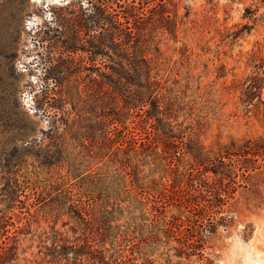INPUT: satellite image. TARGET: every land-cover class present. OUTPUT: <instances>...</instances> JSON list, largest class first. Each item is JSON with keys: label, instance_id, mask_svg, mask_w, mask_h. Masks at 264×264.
<instances>
[{"label": "rangeland", "instance_id": "obj_1", "mask_svg": "<svg viewBox=\"0 0 264 264\" xmlns=\"http://www.w3.org/2000/svg\"><path fill=\"white\" fill-rule=\"evenodd\" d=\"M109 1L113 7V0ZM9 2L0 1V24L10 25V31L0 29L5 43L0 55L4 87L13 89L12 105L27 112L35 126L32 137L41 140L44 148L54 139L52 110L39 100L37 89L49 61L64 52L61 25L87 3L16 0L19 10L12 21ZM135 2L146 16H153L152 21H146L140 41L165 80L163 92L173 103L177 121H184L206 150L231 140L264 142V0H163L156 8L151 0ZM162 13L169 15L167 20H156ZM71 83L84 84L75 75L66 77L63 85ZM85 110L79 125L82 130L93 127L91 134L76 137L65 133L69 153L63 154V159L58 153L46 158L44 151L40 157L26 155L21 165L7 168L0 134V225L7 220L0 235V253L12 258L3 264H71V255L65 251L72 244L81 245L84 235L68 209L66 193L56 186L62 184L69 165L79 163L81 173L69 175L68 180L76 184L74 188L83 184L91 189V213L102 226L94 244L102 249L105 261L122 253L124 260L135 258L137 263L148 258L153 264H264V204L253 205L249 182L224 206L223 215L231 217L230 223L213 233L203 231L200 253L177 256L180 243L176 236L161 232L162 220L151 221L153 202L138 198L135 182L124 186L129 176L123 179L118 195H113V173L120 166L110 147L113 135L102 132L88 106ZM105 129L113 133V127ZM130 156V165L137 163L140 169L139 185L169 198L159 218H178L183 236L187 220L200 214L178 207L171 195L187 185L190 163L184 159L172 171L150 151ZM260 163L264 176V159ZM209 177L216 179L211 173ZM151 231L157 233V240L144 239ZM82 250L87 251L86 247ZM98 256L97 251L86 252L80 261L99 264Z\"/></svg>", "mask_w": 264, "mask_h": 264}, {"label": "trees", "instance_id": "obj_2", "mask_svg": "<svg viewBox=\"0 0 264 264\" xmlns=\"http://www.w3.org/2000/svg\"><path fill=\"white\" fill-rule=\"evenodd\" d=\"M3 1H10L13 6L10 13L13 21L17 18L19 4L16 0ZM85 1L86 7L81 6L79 13L68 16L61 25L64 52L49 61L37 89L39 100L52 110V144L42 148V141L32 137L35 126L27 112L15 109L17 104L12 105L13 89L4 87L0 67V134L4 139L1 154L6 161L5 167L21 165L26 155L40 157L44 151L46 158L58 153L63 159L62 155L69 153V144L63 137L65 133L76 137L91 134L93 127L87 126L82 130L79 125L88 106V112H91L99 129H103L106 135H113L112 140L110 136L107 140L113 147V159L120 164L113 173V195H118L122 182H125L123 179L129 176L131 179L124 186L135 182L139 189L138 198L153 202L151 221L158 223L162 220L161 232L176 236L180 243L177 256L200 253L204 232L213 233L218 227H226L230 223L231 217L223 215L224 206L238 188H247L245 182H249V189L254 195L253 205L264 204V176L260 163L264 159V142L254 138L231 140L215 150H206L198 137L188 132L189 126L184 125V121H177L173 103L170 98L166 99L163 92L165 80L153 65V58L143 49L140 36L146 21H152L153 16H146L143 7L137 6L135 0H113V7L109 0ZM151 1L156 2L154 8L164 4L163 0ZM168 17L162 13L156 20L166 21ZM9 26L7 23L0 24V29L10 31ZM3 42L0 36V55L4 53ZM73 75L82 78V83L87 82L64 86L65 78ZM88 118L91 117H83ZM110 126L113 133L111 129H105ZM59 132L61 134L56 135ZM147 151L172 171L178 169L184 159L190 163L186 172L187 185L178 190L179 193L171 195L178 207H184L194 215L200 214L187 220V233L183 236L179 231L182 222L178 218L172 217L167 221L159 218L169 198L154 193L148 186L139 185L138 164L129 163L131 153L141 155ZM119 153L121 156L116 157ZM69 166L67 174L62 176V184L56 189L66 193L68 209L81 224L84 235L81 245L72 244L73 247L65 251L67 256L71 255V264H82L80 257L93 251L99 254V264H153L148 258L141 263L135 262V258L124 260L122 253L109 262L105 261L101 256L102 249L94 244L102 228L101 221L91 213L94 196L89 195L91 189L83 188V184L74 188L76 184L69 183V175L76 177L81 173L80 163ZM10 172L15 173L13 169ZM209 173L216 179H211ZM19 202L23 203L20 199ZM4 223L0 225V235L7 225ZM182 237L186 239L181 240ZM144 239L157 240V233L151 231ZM83 247L87 251H83ZM9 259H12L11 255L0 253V264L9 262Z\"/></svg>", "mask_w": 264, "mask_h": 264}]
</instances>
